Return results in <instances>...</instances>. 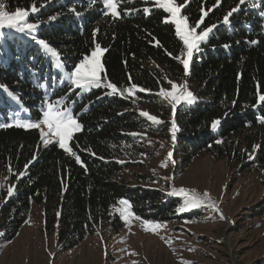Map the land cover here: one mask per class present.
<instances>
[{"label": "trees", "instance_id": "1", "mask_svg": "<svg viewBox=\"0 0 264 264\" xmlns=\"http://www.w3.org/2000/svg\"><path fill=\"white\" fill-rule=\"evenodd\" d=\"M1 1L10 10L33 4L38 8L29 15V21L38 24L31 38L16 39L9 33L0 37V86L20 100L17 104L0 89V125H13L0 127V174L7 171L22 185L4 206L6 217L15 216L7 242L18 235L33 202L43 204L48 230L60 225L67 251L111 221V208L121 200L144 221L162 223L177 216L179 201L118 180L143 154L139 132L144 123L133 111L136 102L156 104L165 86L148 65L152 62L176 81L188 79L197 86L194 103L176 111L179 135L173 153L183 166L208 153L216 160H239L264 170V102L258 99L264 94L261 1L187 0L182 15L189 25L202 20L198 32L212 28L187 73L180 62L186 49L175 26L165 22L169 14L154 0H119V18L108 14L103 0ZM234 8L238 10L225 24V15ZM40 39L57 51L58 59L36 43ZM97 44L104 50L103 84L111 82L121 91L135 84L146 91L129 96L103 85L90 90L71 86L67 74ZM57 101L82 125L69 143L79 162L57 143L42 148L38 129L16 126L17 121L41 120L46 104ZM214 121H219L215 129ZM111 226L116 232L123 227L119 221H111Z\"/></svg>", "mask_w": 264, "mask_h": 264}, {"label": "rangeland", "instance_id": "2", "mask_svg": "<svg viewBox=\"0 0 264 264\" xmlns=\"http://www.w3.org/2000/svg\"><path fill=\"white\" fill-rule=\"evenodd\" d=\"M0 4H3L1 0ZM6 10L15 12L17 9L6 7ZM27 19L30 22L29 16ZM35 32L4 29L0 30V37L9 33L16 39H29ZM148 65L165 83L163 89L171 90L169 81L183 86L181 91L186 87L193 94L194 102L195 84L188 79L176 81L168 70L154 62ZM183 104L190 103L176 105L173 114L172 104L161 96L154 105L136 102L133 111L144 123L139 132V147L143 154L118 177L131 188H146L179 201L177 216L155 223L161 227L149 230L145 221L136 216L126 223L119 214L123 208L119 203L110 211L111 221L122 223L119 232L113 230L111 221L104 222L94 235H88L81 245L67 251L65 242L60 239V225L56 223L54 230H48L43 204L33 202L18 235L7 242L10 223L15 216L6 217L4 206L17 195L22 185L21 180L3 171L0 174V264H264V213L260 214L264 208L263 168H249L247 163L228 158L216 160L208 153L183 166L181 158L173 153L179 135L176 111ZM59 106L70 111L61 101ZM46 107L47 104L45 110ZM142 111L156 116L162 123L148 121L140 115ZM38 130L48 132L43 124ZM239 138L242 140L243 136ZM47 139L48 143L42 141V148L57 143L55 136ZM9 188H12L11 195ZM181 188L191 190L201 198L208 193L211 200L205 199L204 204L195 209H185V201L178 194ZM174 190L177 194H173ZM213 202L218 211L207 206ZM129 211L132 212L131 207Z\"/></svg>", "mask_w": 264, "mask_h": 264}, {"label": "snow or ice", "instance_id": "3", "mask_svg": "<svg viewBox=\"0 0 264 264\" xmlns=\"http://www.w3.org/2000/svg\"><path fill=\"white\" fill-rule=\"evenodd\" d=\"M156 6L159 9H162L164 12L168 13L169 16L166 18L165 22H171L175 26V31L180 40L183 43L184 48L186 49V58L180 60L183 64V67L187 73L189 69V62L193 57L194 52H198L200 50L201 43L208 36L209 32L212 31V28H207L197 31L200 27V23L202 20L197 22L195 25H189L188 19L186 16L181 15L182 8L186 6L187 0H184L183 4H178L177 0H154ZM240 4H244L245 0H239ZM261 3H264V0H261ZM104 7L108 10V14L114 18L120 17V12L118 11L119 0H103ZM44 6V5H41ZM259 4L253 3L252 7H258ZM238 9L234 8L228 12L224 17V23L227 24L229 22V17L233 12ZM38 11V8L35 4L30 6V9H17L15 12H10L6 10L5 5L0 4V30H14L19 33L25 32H35L38 28L36 23L28 22L27 17L30 14H34ZM74 11V10H73ZM147 12L148 9H145ZM204 15H207V12H204ZM52 20H55L56 17H51ZM35 39V37H33ZM36 43L40 45L47 53H49L52 57H58L57 51L50 47L43 39L37 40ZM103 49H101L100 45L97 44L95 49L91 52L90 55H85L78 64L74 65L73 70L69 73V79L71 86H74L76 89L80 90H90L91 87H101L102 79L100 73L103 71V65L101 64V56L103 54ZM59 66V65H58ZM171 84V90H165L161 88L158 95L163 99L168 100L173 107V114L175 113L176 105L181 102L192 103L193 102V94L190 90H187L186 87L183 91L181 88L183 86L178 85L174 82L169 81ZM104 87L110 89L112 93H119L120 95H125L127 93L129 96L134 95L135 91H146L145 89L138 88L137 85L132 84L130 87L121 91L115 84L111 82H107L103 84ZM12 101H15L17 104L20 103V100L15 94L10 92L6 86H0ZM260 102H264V94L258 97ZM60 101H57L55 104L48 103L46 110L43 112L42 119L37 120L35 122L29 121L27 123L16 122V126L24 127L26 129L30 128H41V124L45 125L48 129V132L41 131V139L44 143H48L49 140L47 137L55 136L57 138L56 142L58 146L63 149L65 152L76 156V153L72 151V148L69 146V142L73 137V134L76 131H79L82 128V125L77 121L75 116L67 111L65 108L59 106ZM141 116L145 117L148 121H151L155 124H160V121L156 116L150 115L146 111H142L140 113ZM219 121H214L212 123L213 129H215L216 125ZM12 124H3L0 127H11ZM175 124H173V140L175 139L174 135ZM136 135V134H134ZM169 157H171V153H169ZM77 161L79 162V157L76 156ZM166 166V165H164ZM11 171V168H9ZM9 195H11L12 188L8 189ZM173 194H177L174 190ZM178 194L183 197L185 204V209H195L204 204V200H211V197L208 193L203 194V198H201L195 192L181 188L178 190ZM123 205V208L120 209L121 218L125 219L126 223L130 222V218L135 217V214L129 211L130 205L128 201L121 200L119 202ZM207 206L216 209L215 203H210ZM139 219V217H135ZM221 218L224 219L223 214L221 213ZM149 226V230H156L161 225L155 224L150 221L144 222Z\"/></svg>", "mask_w": 264, "mask_h": 264}]
</instances>
